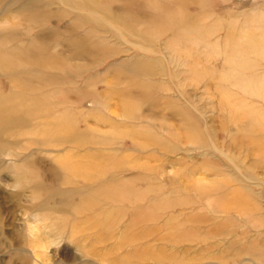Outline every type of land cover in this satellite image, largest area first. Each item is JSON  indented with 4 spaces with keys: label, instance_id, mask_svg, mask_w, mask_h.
I'll return each instance as SVG.
<instances>
[{
    "label": "rangeland",
    "instance_id": "374dc122",
    "mask_svg": "<svg viewBox=\"0 0 264 264\" xmlns=\"http://www.w3.org/2000/svg\"><path fill=\"white\" fill-rule=\"evenodd\" d=\"M261 38L264 0H0V264H264Z\"/></svg>",
    "mask_w": 264,
    "mask_h": 264
},
{
    "label": "bare ground",
    "instance_id": "6f19581e",
    "mask_svg": "<svg viewBox=\"0 0 264 264\" xmlns=\"http://www.w3.org/2000/svg\"><path fill=\"white\" fill-rule=\"evenodd\" d=\"M60 1V0H59ZM72 1V0H70ZM74 1V0H73ZM133 9H134V6H128L125 10V15L121 16L118 18V20L120 22H122L123 24H127V23H130L133 19L130 17V14L133 12ZM180 11L178 13H175V14H166L164 16V18L161 20L159 19V15L156 17V19L154 20L152 26L150 28H153L155 29V31H160L164 28H167L169 29L171 26L175 25L176 23H182L183 20H184V15L182 14V10L179 9ZM161 20V21H160ZM108 25V24H107ZM260 42L262 44H260L261 46L264 47V38H261L259 39ZM39 52L41 53V51L39 50ZM24 53L26 54V56L24 55ZM21 54V57L20 59L21 60H28L30 59L29 56H28V53L24 52ZM9 55V56H8ZM11 62H12V59H11V55L10 54H2L0 53V69H9V66L11 65ZM189 62V60H188ZM49 63V62H48ZM26 87V85H24V88ZM264 86H261V92L263 95H264V89H263ZM21 96V93H19V95L15 94V96L13 98H17L19 99V97ZM12 96H7V97H4L1 101H0V118L2 117H9V111H11L12 109ZM16 112V111H15ZM242 114V113H240ZM261 117L258 116L256 119H253V123L251 122L250 123V126L248 127L247 129V132H252L254 129L258 128L257 125H260V122L261 124H263L262 121V118L260 119ZM10 119L7 118V121H9ZM257 124V125H256ZM0 127H1V124H0ZM259 129V128H258ZM264 145V144H263Z\"/></svg>",
    "mask_w": 264,
    "mask_h": 264
}]
</instances>
